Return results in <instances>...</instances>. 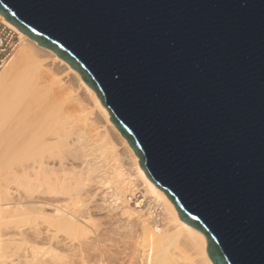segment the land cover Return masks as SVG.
Returning a JSON list of instances; mask_svg holds the SVG:
<instances>
[{
    "label": "water",
    "instance_id": "water-1",
    "mask_svg": "<svg viewBox=\"0 0 264 264\" xmlns=\"http://www.w3.org/2000/svg\"><path fill=\"white\" fill-rule=\"evenodd\" d=\"M97 93L213 264H264V0H0Z\"/></svg>",
    "mask_w": 264,
    "mask_h": 264
},
{
    "label": "bare ground",
    "instance_id": "bare-ground-1",
    "mask_svg": "<svg viewBox=\"0 0 264 264\" xmlns=\"http://www.w3.org/2000/svg\"><path fill=\"white\" fill-rule=\"evenodd\" d=\"M0 18L20 38L0 72V264H19L11 257L27 230L43 231L47 243L32 247L26 264H57L55 242L63 240L75 264H213L206 237L147 177L97 93L54 51ZM105 232L130 245V262L103 251Z\"/></svg>",
    "mask_w": 264,
    "mask_h": 264
},
{
    "label": "rangeland",
    "instance_id": "rangeland-1",
    "mask_svg": "<svg viewBox=\"0 0 264 264\" xmlns=\"http://www.w3.org/2000/svg\"><path fill=\"white\" fill-rule=\"evenodd\" d=\"M43 228V226L41 225V226H39V228ZM41 228V231L43 230ZM14 229H12V228H9L8 230H6V234H7V237H12V236H14V234H15V231H13ZM40 230V229H39ZM26 232H28V233H26ZM33 231H30V230H27V231H25V233H26V235H25V233H24V237H23V240H22V242H20V247H19V249H17L16 251H14V253L12 254V257H11V259H13V260H17L18 258H19V260L18 261H16L17 263L19 262V264H26L27 263V259H28V261L32 258V249L34 248V246L36 247V248H41L43 245H45L46 243H47V240H46V236H45V234L43 233V231L42 232H39V233H41V235H37V234H35L34 232L32 233ZM43 233V234H42ZM103 235H107V233L105 232V233H103V234H101V236H103ZM113 235H111L110 237H111V239L113 240H109L110 239V237H109V234L107 235V237H101V240H103V241H106V242H102V244H103V251H105V252H108V250H110L109 252L110 253H112L111 251H113V252H115V253H118V258H121V259H123L126 263L129 261L130 262V256H131V249H130V245L129 244H125L124 243V240H122L119 236H113ZM109 237V238H108ZM25 238V239H24ZM38 238V239H37ZM108 238V239H107ZM27 239V240H26ZM45 239V240H44ZM93 239L94 238H91V241H93ZM107 239V240H106ZM45 241V242H44ZM110 241V242H109ZM63 242V243H62ZM66 243V241H61V243H57V242H55V248L57 249H59V253H62L61 255H62V259L60 260L61 261V264H70L71 262H72V264L74 263H76L75 261V258H76V256L74 257L73 256V254L74 253H76L73 249V247H71L69 244H65ZM113 242H116V243H113ZM126 242H128V241H126ZM108 244V245H107ZM114 244H116V245H114ZM125 244V245H124ZM105 245H107V246H105ZM69 246H70V248H72L71 249V251H70V248H69ZM33 247V248H32ZM44 247V246H43ZM46 247V246H45ZM57 249V250H58ZM70 251V252H69ZM18 252V253H17ZM99 253H95V252H91V255L92 256H97ZM108 254V253H107ZM123 254V255H122ZM122 255V256H121ZM125 255V256H124ZM128 255H130L129 257H128ZM66 256V257H65ZM70 256V257H69ZM17 257V258H16ZM69 259H73L72 261L71 260H69ZM77 259V258H76ZM60 261L59 262H57V264H60ZM71 261V262H70ZM74 261V262H73ZM133 262H134V264H139L138 263V261L136 260V259H134V260H132ZM22 262V263H21ZM45 264L46 262L44 261V262H37V261H35L34 263L32 262L31 264Z\"/></svg>",
    "mask_w": 264,
    "mask_h": 264
},
{
    "label": "built area",
    "instance_id": "built-area-1",
    "mask_svg": "<svg viewBox=\"0 0 264 264\" xmlns=\"http://www.w3.org/2000/svg\"><path fill=\"white\" fill-rule=\"evenodd\" d=\"M19 44L18 32L0 18V72L12 59Z\"/></svg>",
    "mask_w": 264,
    "mask_h": 264
}]
</instances>
